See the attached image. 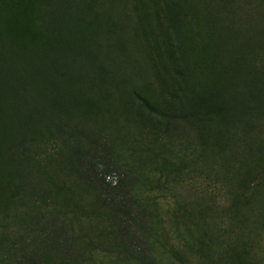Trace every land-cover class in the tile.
<instances>
[{
    "label": "rangeland",
    "instance_id": "1",
    "mask_svg": "<svg viewBox=\"0 0 264 264\" xmlns=\"http://www.w3.org/2000/svg\"><path fill=\"white\" fill-rule=\"evenodd\" d=\"M37 1L0 0V41L11 22L32 25ZM106 8L90 12H107L98 19L134 42L127 36L128 54H117L121 71L108 64L96 95L67 113L66 128L85 139L38 134L43 193L11 184L5 207L0 178V255L6 260L18 235L54 218L59 237L46 264H264V98L249 107L240 100L243 87L264 90V0H116ZM131 91L158 113L140 109ZM73 150L96 159L103 186L86 188L53 162ZM106 166L111 172L100 173ZM20 217L31 230H20Z\"/></svg>",
    "mask_w": 264,
    "mask_h": 264
},
{
    "label": "trees",
    "instance_id": "2",
    "mask_svg": "<svg viewBox=\"0 0 264 264\" xmlns=\"http://www.w3.org/2000/svg\"><path fill=\"white\" fill-rule=\"evenodd\" d=\"M115 1L38 0L32 25L22 30V27L18 29L11 22L13 33L9 39L0 41V114L5 118L0 124V178L4 182V191L8 193L9 190L5 194V207L11 205V184L14 187L17 185L20 193L25 187L40 195L43 193L41 188L44 185L39 182L44 181L43 177L47 175L37 153L39 144L43 142L42 138H37L40 137L38 134L69 131L66 128L67 113H74L70 108L79 111V98L96 95L98 73H102V70L105 72L108 64H111L112 70L121 71L122 59L118 55L126 57L128 54V34L118 25L110 22L105 24L98 19L101 16L106 19L107 12L99 15L90 12L95 4L101 7L100 11L104 8L105 12L109 9L106 6H112ZM117 3L120 4L119 1ZM116 33L117 36H110ZM128 37L134 42L135 34ZM147 51H151L149 46ZM131 83L129 80L127 85ZM129 94L128 99L132 95L139 100L140 109L144 107L150 113H158L153 108L155 106L145 103L137 92L131 91ZM259 97L264 98V90L260 92L243 87L240 100L245 99L243 105L249 107L248 102L254 104ZM227 103V111L235 109V99L229 98ZM119 112L122 114L127 111ZM229 116L231 119L230 113ZM234 120H231L232 124ZM89 134L90 140H86L96 143L95 135ZM68 135L85 139L84 133L80 131L62 133V136ZM58 158L53 162L58 160L67 166L75 179L86 188H91L92 184L101 187L105 183L98 176L95 158L93 162L85 161V156L75 150L66 151L65 155ZM110 172L107 166L100 170L102 174ZM29 183L30 186H27ZM118 187L119 181L111 190ZM44 193L47 194V191ZM110 195L114 197V193ZM112 201L109 198L111 206ZM44 203L41 201V204ZM35 215L30 219L37 221ZM20 219H17L20 230H31L29 218H25L22 223ZM56 224L53 218L47 227L33 229L30 237H26V232L23 236V233L18 235L16 241L8 245L7 259L0 255V264H46V252L54 251L52 248L59 237L53 226ZM42 229L47 230V236L40 235ZM4 243L0 241V245H6Z\"/></svg>",
    "mask_w": 264,
    "mask_h": 264
},
{
    "label": "built area",
    "instance_id": "3",
    "mask_svg": "<svg viewBox=\"0 0 264 264\" xmlns=\"http://www.w3.org/2000/svg\"><path fill=\"white\" fill-rule=\"evenodd\" d=\"M105 179L108 180L109 178L106 176ZM112 184H114V182H112Z\"/></svg>",
    "mask_w": 264,
    "mask_h": 264
}]
</instances>
